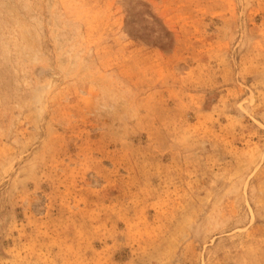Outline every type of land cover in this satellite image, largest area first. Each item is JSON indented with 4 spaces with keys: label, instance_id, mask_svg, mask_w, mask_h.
I'll return each mask as SVG.
<instances>
[{
    "label": "rangeland",
    "instance_id": "374dc122",
    "mask_svg": "<svg viewBox=\"0 0 264 264\" xmlns=\"http://www.w3.org/2000/svg\"><path fill=\"white\" fill-rule=\"evenodd\" d=\"M0 264H264V0H0Z\"/></svg>",
    "mask_w": 264,
    "mask_h": 264
}]
</instances>
